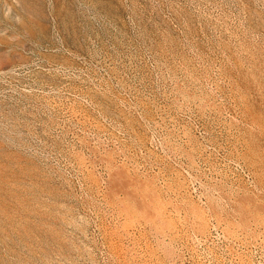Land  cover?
Returning <instances> with one entry per match:
<instances>
[{"label": "rangeland", "instance_id": "1", "mask_svg": "<svg viewBox=\"0 0 264 264\" xmlns=\"http://www.w3.org/2000/svg\"><path fill=\"white\" fill-rule=\"evenodd\" d=\"M0 264H264V0H0Z\"/></svg>", "mask_w": 264, "mask_h": 264}, {"label": "bare ground", "instance_id": "2", "mask_svg": "<svg viewBox=\"0 0 264 264\" xmlns=\"http://www.w3.org/2000/svg\"><path fill=\"white\" fill-rule=\"evenodd\" d=\"M11 260V259H10Z\"/></svg>", "mask_w": 264, "mask_h": 264}]
</instances>
